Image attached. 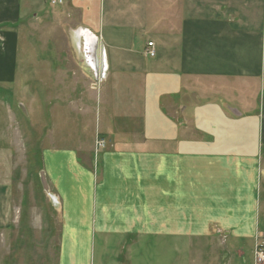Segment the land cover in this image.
I'll use <instances>...</instances> for the list:
<instances>
[{
    "label": "crops",
    "instance_id": "0c3cea01",
    "mask_svg": "<svg viewBox=\"0 0 264 264\" xmlns=\"http://www.w3.org/2000/svg\"><path fill=\"white\" fill-rule=\"evenodd\" d=\"M57 9L77 21L72 49L44 56L41 71H79L93 90H109L88 143L43 152L61 206L60 264H77L81 246L90 261L97 236L150 237L171 264L179 249L184 263L255 264L264 244V0H0V93L17 81L28 23ZM98 137L108 147L96 154Z\"/></svg>",
    "mask_w": 264,
    "mask_h": 264
},
{
    "label": "rangeland",
    "instance_id": "374dc122",
    "mask_svg": "<svg viewBox=\"0 0 264 264\" xmlns=\"http://www.w3.org/2000/svg\"><path fill=\"white\" fill-rule=\"evenodd\" d=\"M51 15L26 26L17 81L0 93V264L61 263V206L46 174L48 191L44 190L43 152L88 143L96 131V113H103L109 93L107 85L93 90L91 77L79 71L65 75L41 71L44 56L72 49L71 36L77 28V21H66L63 9ZM48 60L46 70L56 71L55 63ZM77 79L90 89L75 87ZM134 238L114 237L104 243L97 236L90 261L81 246L77 264H171L168 252L158 254L150 237ZM179 250L174 264H199L194 259L185 263L178 259L187 254ZM210 264L222 261L210 260Z\"/></svg>",
    "mask_w": 264,
    "mask_h": 264
},
{
    "label": "built area",
    "instance_id": "2783aa9c",
    "mask_svg": "<svg viewBox=\"0 0 264 264\" xmlns=\"http://www.w3.org/2000/svg\"><path fill=\"white\" fill-rule=\"evenodd\" d=\"M63 2L64 0H51L52 5H61L63 4ZM146 54L151 58L156 56L155 44L153 42L148 43ZM107 147H108V142L105 139L101 137H98L96 139L95 141L96 154L105 150ZM254 258H255V264H264V244L260 243L259 241H257L255 246Z\"/></svg>",
    "mask_w": 264,
    "mask_h": 264
},
{
    "label": "water",
    "instance_id": "95a60500",
    "mask_svg": "<svg viewBox=\"0 0 264 264\" xmlns=\"http://www.w3.org/2000/svg\"><path fill=\"white\" fill-rule=\"evenodd\" d=\"M41 181L43 183V187L45 191H48V185H47V181L45 179V173H41Z\"/></svg>",
    "mask_w": 264,
    "mask_h": 264
}]
</instances>
